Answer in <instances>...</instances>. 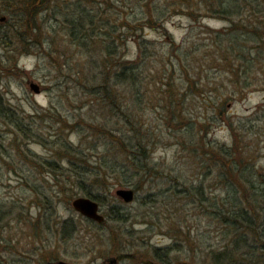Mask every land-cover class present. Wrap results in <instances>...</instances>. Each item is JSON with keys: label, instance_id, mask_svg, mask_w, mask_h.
I'll list each match as a JSON object with an SVG mask.
<instances>
[{"label": "trees", "instance_id": "obj_1", "mask_svg": "<svg viewBox=\"0 0 264 264\" xmlns=\"http://www.w3.org/2000/svg\"><path fill=\"white\" fill-rule=\"evenodd\" d=\"M184 18L189 25L178 42L169 25L180 28ZM205 19L225 25L214 28ZM0 21L7 60L35 54L60 74L55 87L66 90V98L69 83L76 89L77 114L58 110L47 116L81 139L60 143L64 158L54 149L49 157L38 156L29 143L49 138L0 93V120L13 135L20 162L49 169L43 178L21 177L28 200L0 203V264H11L1 249L18 250L22 235L36 245L54 231L62 241L75 238L73 218L56 222L63 194L68 204L86 196L102 209L117 186L132 188L133 203L143 201L151 218L117 205L103 214V223L80 217L119 264L138 262L143 248L147 264H264V108L233 113L250 93L264 90V0H0ZM131 43L138 49L134 59ZM5 68L20 71L18 63ZM222 129L230 131L229 139L217 138ZM92 139L94 145H85ZM98 140L104 141L101 155L94 154ZM169 146H175L176 160L155 161L157 148ZM158 179L163 188L140 201L137 192ZM50 182L55 196L47 194ZM160 207L165 211L159 215ZM109 222L124 226L98 230ZM23 223L31 233L19 231ZM138 232H163L173 243L152 245L144 238V247L132 249L126 240L138 239ZM51 248L39 249L53 255L48 263L57 258Z\"/></svg>", "mask_w": 264, "mask_h": 264}, {"label": "rangeland", "instance_id": "obj_2", "mask_svg": "<svg viewBox=\"0 0 264 264\" xmlns=\"http://www.w3.org/2000/svg\"><path fill=\"white\" fill-rule=\"evenodd\" d=\"M205 22L214 28H221L225 25V22L216 19H205ZM3 24L4 22L0 21V28L3 27ZM182 25L183 26L180 28L173 24L169 25V30L175 36L178 42L182 41V39L184 38L187 32L186 28L189 25V21L184 18L182 21ZM149 37L154 39H161V35L158 32H150ZM58 38L61 39V37ZM55 42L59 45L60 41L58 42L55 40ZM62 47H64V45ZM137 51V45L135 43H131L128 52L129 58L137 57ZM0 56L6 59L3 60L0 57V93L3 94L6 100L5 103L12 105V107L18 108V111L21 112V115H24V113L29 116L31 115L32 118H30V120L33 121L32 125H34V127H36L39 132L43 133V135L45 137H48V140H50L47 143L41 142L40 140H32L29 143V147L31 148L32 152L36 153L40 157H49L51 156V150L54 149V151H59L60 156H62L63 158L66 157V152L61 148L60 143L66 140L68 142L80 143L81 139L77 133H69L68 130L61 129L60 125L53 123V121L51 120V116H47V114L51 115L58 110L63 111L64 113L77 114V112H75L73 109L74 104L72 103V101L74 100L76 89L69 83L68 85L72 90L70 89L69 98H66V90L60 87H55V85H57L59 79L61 78L60 74L57 71L52 70L51 68L49 70L48 62L46 60L43 61L39 59L37 56H35V54L22 55L19 57H17L16 55L13 56L11 60H7L6 51L0 50ZM17 63L20 71L5 68L8 65H13L14 67L15 65H17ZM31 83H36L40 86L41 92L39 94H36L32 90L30 86ZM62 98H64V102H61ZM80 102H78L77 105ZM257 107L264 108V90L250 93L247 99L238 102L234 106L233 113H236L240 116L246 115L254 109L255 111L258 110ZM35 108H37L38 113H36ZM90 116L92 115L90 114ZM149 117L153 122L155 120L154 117L156 118L155 113H150ZM155 124L156 123L154 122L153 125ZM86 133L89 135V131H87ZM216 136L220 140H227L230 138V131L228 129L219 130ZM12 138L13 135L9 132L7 126L2 123V120H0V148L2 147L3 150L6 151L1 152L0 150V203L4 199L8 198L28 200L29 194L24 191V189L20 185L21 177L24 174H31L35 178H43L41 177L42 174L46 173L47 170H49L45 169L43 171H38V169L35 168L33 164H31V162H20L21 155H19L18 151L14 149L15 147L12 145ZM91 143L94 145V143L96 142H94L93 139L91 141H85V145L87 146H89V144ZM97 143L99 144V147L94 150V154L96 152L98 155H101L103 153V150H105V146L103 145L104 141L98 140ZM175 154V146H169L166 148H157L153 156L155 158L154 160L157 162L169 160L172 161L176 160ZM261 155V161L262 163H264V152H262ZM261 167L264 166L261 165ZM153 181L154 182H152L151 184H146L145 188L143 187L139 192H137L140 201L143 200L142 197L145 198L150 191H155L159 188H163L162 186H158V184L165 182L161 181L160 179ZM53 185L54 184L51 182L47 183L46 191L47 194H54L55 196V187H53ZM119 189L132 188L121 186H117L114 188L112 187L111 196H108V198H106V208H102V213L104 215L108 213L111 207L117 205L123 209H133L134 213L139 214L141 219H144V215H146V213L148 215L147 219L151 218V213L145 212L147 209L140 205L143 201H141L140 203L136 202L135 204L133 203L134 201L132 203H125L116 195V192ZM64 199L65 198L63 194L61 200L58 201V204L56 206V212L59 220H56V222L60 223V219L64 220L70 218H73L74 221L77 222L78 233L75 235V238L73 240L67 242L62 241L61 239H59L56 231H54L47 234L45 233L42 238V242L39 243V245H36L31 240L30 236L22 235L21 246L18 247V250H16L14 247H9L7 250L1 249L2 254L7 257L11 264H47L48 262H46L45 259H51L53 255H43L39 251V249L41 246L50 248L51 245L54 244L56 249L51 248L48 250V252H52L53 249L56 250L55 253H57V258L55 259V261L51 262L67 261L76 264H119L116 256L108 255L109 248L108 245L104 243L103 238H101L98 234H94V232H92V228L88 226L84 220H82L80 214H78L73 209L72 205L68 204ZM31 211L33 212L32 217H35V215H37L38 208L36 206H33L31 207ZM164 211L165 208L160 207L157 212L160 215ZM190 214L191 218L194 219L197 212L195 210H192ZM170 222H172V220H170ZM11 224L15 226L14 223ZM4 226V223H0V236L2 235ZM119 226L123 227L124 223L118 224L109 222V224L106 226H100L98 230H106L107 232L111 227L117 228ZM18 229L22 233L28 234L27 231L31 233V231L29 230V226L26 223L19 224ZM136 229L145 231L146 227L139 225ZM5 231V236L8 237L10 235V226L7 227ZM162 233L163 232H159L152 236L145 232H138V234H136V237L138 239L130 238L126 240V243L128 242L132 249H136V247L138 246L144 247L145 245H143L142 242L144 238H147L149 244L152 245H171L173 241L168 236H165ZM17 238L18 237L16 236V239ZM148 246L149 245H146V248ZM139 255H141L142 259L138 256L140 260H137L138 262H135V264H147L145 263L147 258L145 259L144 248L140 250ZM19 256L21 257L19 258ZM12 258L13 260H11ZM114 259L117 260V263L111 262ZM18 261L21 262L13 263ZM132 261L133 260L130 259V261L128 262Z\"/></svg>", "mask_w": 264, "mask_h": 264}, {"label": "water", "instance_id": "obj_3", "mask_svg": "<svg viewBox=\"0 0 264 264\" xmlns=\"http://www.w3.org/2000/svg\"><path fill=\"white\" fill-rule=\"evenodd\" d=\"M4 20V19H3ZM32 90L39 94L41 92V88L36 83L30 84ZM116 195L121 198L125 203H132L135 198V191L133 189H119L116 192ZM73 209L83 217L93 220L97 223H103L105 221V216L102 213V209L100 204L86 196H79L72 201ZM112 263H117V260L111 261ZM47 264H76L67 261H57V262H49Z\"/></svg>", "mask_w": 264, "mask_h": 264}]
</instances>
